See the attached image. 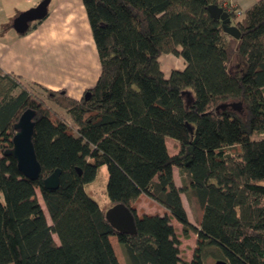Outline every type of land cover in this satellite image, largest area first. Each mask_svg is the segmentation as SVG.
I'll return each mask as SVG.
<instances>
[{
  "label": "trees",
  "instance_id": "1",
  "mask_svg": "<svg viewBox=\"0 0 264 264\" xmlns=\"http://www.w3.org/2000/svg\"><path fill=\"white\" fill-rule=\"evenodd\" d=\"M82 1L101 63L82 98L0 69V264H120L112 236L127 264H264V0L245 12L228 0ZM211 5L229 13L240 39L224 32ZM167 54L186 63L168 77ZM29 109L36 181L6 153ZM103 166L108 199L131 210L135 235L117 233L86 191ZM57 169L59 187L46 189ZM142 195L166 213L138 216ZM183 195L199 210L198 227ZM171 220L185 239L197 236L190 262Z\"/></svg>",
  "mask_w": 264,
  "mask_h": 264
},
{
  "label": "crops",
  "instance_id": "2",
  "mask_svg": "<svg viewBox=\"0 0 264 264\" xmlns=\"http://www.w3.org/2000/svg\"><path fill=\"white\" fill-rule=\"evenodd\" d=\"M41 1L0 0V69L20 76L28 83L52 91L62 90L69 97L80 99L95 86L101 74V63L83 1L75 0L76 6L70 11H66L65 6L57 7L52 13L48 10V16L32 23L26 34L17 33L13 28L14 19ZM228 1L245 12L261 0ZM163 57L168 60L167 68L162 65ZM173 57L167 54L160 58L166 77L173 70L185 68L186 63L181 57L182 67L179 68L174 65ZM176 172L177 168L174 169V179L180 186V180L176 178L179 173L176 175ZM192 257L193 252L190 260H184L190 262Z\"/></svg>",
  "mask_w": 264,
  "mask_h": 264
},
{
  "label": "water",
  "instance_id": "3",
  "mask_svg": "<svg viewBox=\"0 0 264 264\" xmlns=\"http://www.w3.org/2000/svg\"><path fill=\"white\" fill-rule=\"evenodd\" d=\"M50 0H42L37 6L20 13L13 21V28L20 35L26 34L31 27V23L44 20L48 16ZM210 15L222 22L225 33L235 39H240L239 29L231 25V17L227 11L217 5L208 7ZM36 111L29 109L25 111L15 124V135L13 137V148L7 151L12 154L17 161L18 170L27 178L36 181L41 177L42 167L39 163L34 144L33 135L35 128L34 118ZM81 174V171L79 170ZM61 170L57 169L52 175L44 179L43 184L46 189L55 190L60 185ZM106 219L112 228L121 234H136L135 218L131 210L124 204L113 205L106 211ZM220 264V263H218Z\"/></svg>",
  "mask_w": 264,
  "mask_h": 264
},
{
  "label": "rangeland",
  "instance_id": "4",
  "mask_svg": "<svg viewBox=\"0 0 264 264\" xmlns=\"http://www.w3.org/2000/svg\"><path fill=\"white\" fill-rule=\"evenodd\" d=\"M22 1L24 2V0ZM64 6H65L66 11L68 10L70 11L73 9V7L76 6V2L75 0H52L48 10L50 13H52L55 9H57V7L61 8ZM5 23H8V22H5ZM173 58H174V62H173L174 65H176L178 68L182 67V61L180 60V57H177L174 55ZM162 65L164 68L168 67L169 63H168V60H166V57H163ZM25 85L34 95H37L38 97L43 99L50 107L54 108L56 111L60 113L65 114V112H63L60 108H58V106L55 105V103L49 101V99L47 98L46 92L42 88L30 85V84H26V83ZM66 118H69V117L66 115ZM255 138H259V137L255 136ZM167 147H168V150L171 156L178 153L177 142L173 141L172 139L167 140ZM177 173L178 172H176V175ZM176 178L178 179V181L180 180L179 175H177ZM107 182H108V171H107V167L103 166V167H100L99 169L97 179L92 184L86 186L87 193L106 211L112 207L108 199V195H107ZM37 193H38L39 201L45 210L48 221L51 224L50 217L44 207V202H43L41 193L39 190H37ZM0 200H2L1 193H0ZM183 201H184V205L187 210L191 223L195 225L196 227H198L199 220H200L199 210L191 201L188 200V198L185 195H183ZM156 204L154 201L152 202V200L148 198L146 195H142V198L137 203H135L137 215L138 216L142 214H161L163 215L165 211L162 209V207L160 208V206ZM172 225L174 226L176 230V234L178 235L179 240L181 241V245H180L181 256L184 259L190 260V257L193 252V248L196 245L197 236L193 232H190L189 239H185L183 237L182 226L176 220L172 221ZM54 238L56 241L58 240L56 236H54ZM110 242L113 246V249L115 251V254L117 256L119 263L127 264L122 254L121 248L118 244L117 238L115 236H112L110 238Z\"/></svg>",
  "mask_w": 264,
  "mask_h": 264
}]
</instances>
